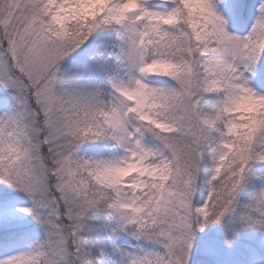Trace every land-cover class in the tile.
<instances>
[{
  "label": "snow or ice",
  "instance_id": "snow-or-ice-1",
  "mask_svg": "<svg viewBox=\"0 0 264 264\" xmlns=\"http://www.w3.org/2000/svg\"><path fill=\"white\" fill-rule=\"evenodd\" d=\"M0 264H264V0H0Z\"/></svg>",
  "mask_w": 264,
  "mask_h": 264
}]
</instances>
